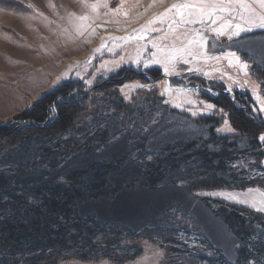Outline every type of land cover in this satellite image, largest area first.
<instances>
[{
  "label": "rangeland",
  "instance_id": "374dc122",
  "mask_svg": "<svg viewBox=\"0 0 264 264\" xmlns=\"http://www.w3.org/2000/svg\"><path fill=\"white\" fill-rule=\"evenodd\" d=\"M183 2L124 0L117 13L114 10L121 6V0H100L96 12L85 7L81 0H0V123L45 102L64 85L76 86L75 93L91 95L89 105L76 113L68 135H32L14 144L1 141L0 176L24 170L28 176L20 175L23 184L19 183L18 187L23 189L38 177H45L46 182H63L65 168L87 170L94 164L119 167L107 177L109 191L116 187L121 189L116 196L77 203L78 215L88 216L95 223L91 224L94 229L91 244L83 238L76 245L88 258L74 255L80 251L62 253L54 264H175L176 254L170 257L166 247L174 238L183 244L178 246L180 249L196 248L207 254L215 250L233 261L239 240L204 200L226 202L264 215L250 206L253 202L260 206L264 200V190L257 187L190 193L181 183L168 181L147 188L140 178L148 163L165 157L167 148L191 141H209L211 128L219 136H237L236 131H217L224 127V120L230 122L225 110L227 105L220 107L201 99L205 93L212 96L226 90L247 93L249 96L244 102L248 104L239 106L236 97L234 104L223 94L234 108L245 111L250 120L259 122L260 117L264 121L261 110L264 105L257 99V96L264 99V28L251 27L231 39L227 35L215 37L205 32L208 43L204 52L208 58L193 47V55L184 57L188 63L178 60L172 74H165L160 64L145 67L157 52L152 47L153 41L162 46L181 47L186 41L183 36L177 40V35L186 29L201 28L198 24L185 25L172 34L168 28L171 21L166 20L150 26L159 31L141 33L142 27L154 17L171 5ZM88 3H96V0H88ZM254 7L259 10L257 5ZM85 15L90 19L83 22L76 19ZM237 22L242 23L239 19L233 21ZM81 23L89 25L82 34L78 30ZM139 35L144 39L135 38ZM228 52H234L240 62L247 63V70L241 69L234 58L230 64V58L225 55ZM132 69L150 77L137 75ZM153 70H159L158 76L148 73ZM191 73L211 84L191 85L194 78ZM159 74L175 77L174 83L159 79ZM64 100L67 98L60 95L53 105L56 107ZM122 101L131 108L120 109ZM207 104L215 107L206 110ZM193 112L196 115H192ZM54 115V111L49 112L42 126L52 122ZM212 119L218 122L214 124ZM230 125L232 127L231 122ZM71 137L75 138L72 145L55 148L60 141L66 142ZM259 137L264 152V141ZM88 140L92 141V151L69 155L74 148L82 149ZM243 143L239 146L244 147L248 141ZM45 153L49 156L44 157ZM57 162L60 166H55ZM261 164L264 168V158ZM94 177L90 171L81 181L90 183ZM220 193H231L237 199H227ZM29 200L39 202L31 196ZM244 200L247 202H239ZM14 203L0 206V220L13 218ZM50 225L47 222L45 227L50 228ZM2 246L0 242V260L21 261L20 254L11 256Z\"/></svg>",
  "mask_w": 264,
  "mask_h": 264
},
{
  "label": "trees",
  "instance_id": "16d2710c",
  "mask_svg": "<svg viewBox=\"0 0 264 264\" xmlns=\"http://www.w3.org/2000/svg\"><path fill=\"white\" fill-rule=\"evenodd\" d=\"M158 71L148 73L156 77ZM191 75L194 76L191 85L200 87L202 84L203 86L211 84L201 76L195 77L197 75L193 73ZM75 89L76 86L64 85L49 95L45 102L31 107L19 117L0 123V142L5 140L14 144L21 139L40 134L68 135L76 113L84 110L83 107L88 106L87 102L91 99V95L75 93ZM205 94L200 98L220 107L222 104L227 105L225 110L237 136H219L211 128L210 139L207 142L191 141L167 148L164 158L158 159V162L148 163L146 170L142 172L140 178L144 186L154 188L168 181L170 184L181 183L190 193L217 189L245 190L252 187L264 190V168L261 164L264 152L258 142L259 135L264 134V121L260 117L257 118L259 122L250 120L247 113L234 108L223 93L215 96ZM235 94L238 106L248 104L244 101L249 94L241 92ZM60 95L67 100L57 103L55 107L53 104ZM130 108L131 105L128 103L120 102V109ZM53 111L56 113L54 120L42 126L48 113ZM247 111L249 112L248 109ZM212 120L214 124L218 122V119ZM74 139L71 137L66 142L60 141L55 148H60L62 144L72 145L71 141H75ZM246 140L247 145L240 147L239 144ZM91 142L88 140L82 149L78 147L70 150L69 155L92 151ZM43 156L47 157L49 154L45 153ZM60 164L57 162L55 166ZM118 169L119 167H108L103 164H94L87 170L65 168L63 170L67 172L63 182H46L43 180L45 177H38L23 189L18 187L19 183L23 184V177L20 175L28 176L24 170L11 175L2 174L0 206L8 202L12 204L14 201L15 214L12 219L0 220V242L3 244L2 249L8 254L11 256L20 254L22 259L19 263L9 262L8 259L0 260V264H54L64 253L74 251H80L74 254L79 258H88L86 253L82 252L83 249H77L76 245L83 238L89 240L87 244H91V236L94 234L91 224L95 223L88 216L78 215L77 203L86 202L90 198L96 201L108 198L105 196L109 195L110 198L116 196L121 189L116 187L109 191L107 177L110 172ZM90 171L95 175L94 181L90 183L81 181L82 176ZM20 191L26 192V195L23 193L18 195ZM30 196L39 202L32 203L29 200ZM21 199L23 203L19 202ZM204 202L214 209V215L221 219L228 231L239 240L235 247V259L230 261L215 250L207 254L199 252L196 248L180 249L178 246L183 244L174 238L166 247L170 257L176 254L174 257L178 259L175 264H264V215L226 202L209 199H205ZM47 222L51 223L50 228L45 227Z\"/></svg>",
  "mask_w": 264,
  "mask_h": 264
},
{
  "label": "snow or ice",
  "instance_id": "6c2138e0",
  "mask_svg": "<svg viewBox=\"0 0 264 264\" xmlns=\"http://www.w3.org/2000/svg\"><path fill=\"white\" fill-rule=\"evenodd\" d=\"M85 7L91 8L93 12H96L100 0H96V3H88V0H81ZM124 0H121V6L116 8L114 11L119 13L123 6ZM156 0H153L155 3ZM163 2V0H160ZM254 5H257L259 10H257ZM53 8L54 5H50ZM107 7V4H104ZM152 5H149L151 7ZM29 7H32L29 5ZM34 10V9H33ZM174 10V12H173ZM40 15H43L40 13ZM127 15V12L124 13ZM176 17L179 19L177 20ZM79 21H87L90 18L85 16L77 17ZM239 19L240 22L233 23V21ZM166 20L171 21L168 28L169 32L172 34L176 33V29L185 25H200L201 28H190L186 29L181 35H177L176 39L180 40L183 36V40L186 43H182L181 47H176L175 45L168 47L162 46L156 41L152 42V47L157 49L156 53L152 54V59L145 63V67L149 64H160L163 66L165 74H172L176 69V64L178 60L183 59L184 63H188V60L185 57L187 55H193L192 48L197 47L200 49L198 54L207 57L204 49L208 43V37L205 35V32L214 34L215 37L227 35L229 39L233 36L239 35L240 32L249 31L251 27H260L264 28V0H184L183 3H176L171 5L170 8L166 9L163 13L154 17L148 22L147 25L143 26L140 30L141 33L145 31H159V29L151 28L152 24H155L157 21L163 23ZM175 25V27H173ZM243 25H248L245 27ZM86 27H89L87 24L81 23L78 26V30L82 34V30ZM201 29H204L202 31ZM93 31H95L93 29ZM191 33V35H189ZM131 38V37H130ZM136 39H144L143 35L135 37ZM164 39L167 36L163 37ZM160 53L161 55H157ZM226 57L230 58V64L234 58L236 62L239 63L241 69L247 70V63L240 62V58L236 56L234 52H228L225 54ZM139 56V53H138ZM212 59H219V57H211ZM140 63L139 59L136 61ZM247 74V73H246ZM205 75H207L205 73ZM257 99L260 100L261 104L264 105V99L257 96ZM215 106L212 104L205 105L206 110L213 109ZM264 111V108L261 109ZM192 115H196L195 112ZM217 131H235L231 127L228 120H224V127L217 129ZM259 139L264 141V134H262ZM252 189H249V192H252ZM220 195H225L227 199L236 200L237 197L231 193H220ZM264 196V194H262ZM247 202V200L239 201ZM251 207L255 208L259 212H264V200H261L260 206H257V203L253 202L250 204Z\"/></svg>",
  "mask_w": 264,
  "mask_h": 264
},
{
  "label": "water",
  "instance_id": "95a60500",
  "mask_svg": "<svg viewBox=\"0 0 264 264\" xmlns=\"http://www.w3.org/2000/svg\"><path fill=\"white\" fill-rule=\"evenodd\" d=\"M131 72H134L135 74L137 75H140V76H144V77H150L148 74H146L145 72H140V71H136L135 69H132ZM159 79H165L169 84L171 83L172 80L175 79V77H171V76H166L164 74H161L159 76ZM221 93H224L226 94L228 97H230L232 100H233V103L235 104V94L234 92L232 91H222Z\"/></svg>",
  "mask_w": 264,
  "mask_h": 264
},
{
  "label": "bare ground",
  "instance_id": "6f19581e",
  "mask_svg": "<svg viewBox=\"0 0 264 264\" xmlns=\"http://www.w3.org/2000/svg\"><path fill=\"white\" fill-rule=\"evenodd\" d=\"M228 91V90H227ZM235 94V93H234ZM235 97H236V94H235Z\"/></svg>",
  "mask_w": 264,
  "mask_h": 264
}]
</instances>
